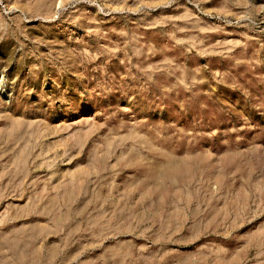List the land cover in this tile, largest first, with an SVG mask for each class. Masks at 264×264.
Segmentation results:
<instances>
[{"label":"rangeland","instance_id":"obj_1","mask_svg":"<svg viewBox=\"0 0 264 264\" xmlns=\"http://www.w3.org/2000/svg\"><path fill=\"white\" fill-rule=\"evenodd\" d=\"M0 264H264V0H0Z\"/></svg>","mask_w":264,"mask_h":264}]
</instances>
